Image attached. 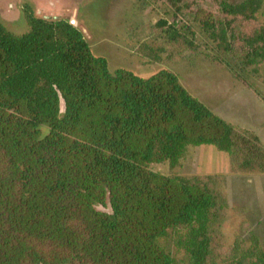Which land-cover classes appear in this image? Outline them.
I'll list each match as a JSON object with an SVG mask.
<instances>
[{
    "label": "trees",
    "instance_id": "1",
    "mask_svg": "<svg viewBox=\"0 0 264 264\" xmlns=\"http://www.w3.org/2000/svg\"><path fill=\"white\" fill-rule=\"evenodd\" d=\"M147 2L168 11L142 58L206 61L244 84L264 66V0ZM22 8L25 31L0 20V264H264L248 221L224 238L242 211L224 176L178 173L188 147L214 146L233 173L259 172L264 195V143L173 72L111 71L68 19Z\"/></svg>",
    "mask_w": 264,
    "mask_h": 264
},
{
    "label": "rangeland",
    "instance_id": "2",
    "mask_svg": "<svg viewBox=\"0 0 264 264\" xmlns=\"http://www.w3.org/2000/svg\"><path fill=\"white\" fill-rule=\"evenodd\" d=\"M147 1L0 0V20L13 33L25 31L24 4L39 15L68 19L83 32L92 53L106 59L111 71L123 68L147 77L159 69H167L213 114L226 122L253 129L264 140V111L261 110V102L264 103V66L256 75H246L247 84H244L233 78L228 70L206 61L189 69L186 61L173 64L142 58L136 53V48L148 39L151 26L160 17L167 16L168 11ZM223 155L210 145L188 147L180 161L178 173L183 176L209 173L225 176L223 187L231 203L230 208L242 209L239 212L229 211L223 225L225 240L231 242L234 233L240 232L239 224L246 220L249 230L262 241L264 195L261 176L257 175L260 173L249 172V179L231 176L233 172L228 158ZM149 168L158 173H168L165 162L151 163ZM242 234L247 238L245 232Z\"/></svg>",
    "mask_w": 264,
    "mask_h": 264
},
{
    "label": "crops",
    "instance_id": "3",
    "mask_svg": "<svg viewBox=\"0 0 264 264\" xmlns=\"http://www.w3.org/2000/svg\"><path fill=\"white\" fill-rule=\"evenodd\" d=\"M252 96V95H251ZM253 98H254V96H252ZM255 99V98H254ZM260 102V101H259ZM261 104H262V109L261 110H263L264 111V103H262L261 102ZM228 123H231V122H228ZM232 124H235V123H232ZM235 125H238V124H235ZM238 126H240V125H238ZM240 127H243V128H246V129H248V130H250V131H252L259 139H260V141L262 142V143H264V140L253 130V129H251V128H249V127H244V126H240ZM202 146H204V145H202ZM221 153V152H220ZM223 156H226L225 154L223 155ZM231 176H234V177H243V176H245L247 179H249V177H250V175H248V173H233V174H230ZM258 176H261V174H257ZM261 179H262V176H261ZM224 181H225V176H224ZM263 193V192H262ZM229 200V199H228ZM229 203H230V201H229ZM231 204V203H230Z\"/></svg>",
    "mask_w": 264,
    "mask_h": 264
}]
</instances>
